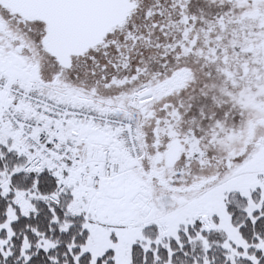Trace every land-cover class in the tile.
Returning a JSON list of instances; mask_svg holds the SVG:
<instances>
[{
  "label": "snow or ice",
  "instance_id": "obj_1",
  "mask_svg": "<svg viewBox=\"0 0 264 264\" xmlns=\"http://www.w3.org/2000/svg\"><path fill=\"white\" fill-rule=\"evenodd\" d=\"M0 264H264V0H0Z\"/></svg>",
  "mask_w": 264,
  "mask_h": 264
}]
</instances>
